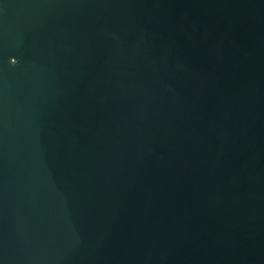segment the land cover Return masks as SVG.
<instances>
[{
  "label": "water",
  "instance_id": "1",
  "mask_svg": "<svg viewBox=\"0 0 264 264\" xmlns=\"http://www.w3.org/2000/svg\"><path fill=\"white\" fill-rule=\"evenodd\" d=\"M0 264H264V0H0Z\"/></svg>",
  "mask_w": 264,
  "mask_h": 264
}]
</instances>
